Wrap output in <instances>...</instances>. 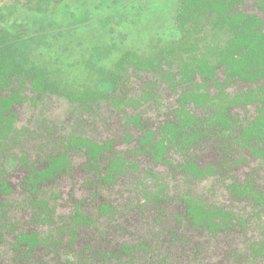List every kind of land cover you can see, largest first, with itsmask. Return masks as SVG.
<instances>
[{
  "label": "trees",
  "instance_id": "trees-1",
  "mask_svg": "<svg viewBox=\"0 0 264 264\" xmlns=\"http://www.w3.org/2000/svg\"><path fill=\"white\" fill-rule=\"evenodd\" d=\"M246 1L182 0L174 29L164 31L162 36L156 33L150 43L143 41L132 48L127 46L130 33H125L126 38L120 26L118 30L108 28L112 35L107 47L118 51L119 46L124 52L110 70L109 77H103L102 81L94 79L90 70L86 81L81 83L59 76L56 60L44 59L40 49L25 53L28 45L21 51L18 41L6 34L0 35V229L15 231V250L32 254L41 245L52 247L61 241V237L21 230L9 218L10 201L19 205L22 200L27 202L37 224L52 225L55 217L60 221L57 230L61 235H69L68 248H62V252L56 247L53 249L66 259L51 264H83V255L76 258L73 250L77 233L90 228L101 233L104 224L98 219L101 216L116 217L119 213L111 201L102 202L92 210L88 199L71 194L72 211L57 215L54 201L63 197L65 177L74 169L71 158L74 151H82L85 157V181L89 182L90 189L98 183L114 186L118 178L138 175L143 167L146 168L145 176L150 177L154 175V165L159 164L193 177L215 174L216 166L212 162L201 165L198 161L197 152L207 144L217 145L227 153L245 148L257 155L264 154V149L259 146L264 144L262 86L234 96L225 90L237 80L254 83L264 80V0H255L256 12L248 11ZM68 37L66 49L73 45L69 33ZM116 41L121 44H115ZM34 53L36 59L32 58ZM129 70L133 72L131 78L137 76V85L133 79L132 91L127 93L124 90ZM153 72L158 73L157 82L152 80ZM177 86H184L185 90L177 100L179 106L167 113L164 121H151L140 115L141 111L136 112L143 103L155 101L157 95L152 91L153 87L160 93L165 87L176 89ZM55 95L69 100L73 108L83 112L76 121L48 123L43 115H39L23 127L18 126L20 109L25 103L35 104ZM103 99L109 101V107L102 112L99 104ZM249 103L257 106L251 117H243L235 110V107L242 109ZM84 114H88V123ZM94 116L119 124L113 129H126L125 141L118 142L119 133L112 137L106 136L109 132L101 133L98 138L96 134L90 136L83 132V125L90 126ZM20 137L38 140L34 150L43 156L29 157L18 153L15 148L20 144ZM132 140H136L135 146H130ZM175 155H181L180 162L174 163ZM21 164L26 168L21 188L27 197L21 190H15L6 176ZM46 187L48 192L45 194ZM230 188L239 194H251L255 190L248 182L231 184ZM161 192L164 193L162 187L148 196L147 201L162 198ZM182 200L184 217L195 229L215 233L243 223L232 211L211 205L193 194H184ZM256 200L264 205L262 193ZM142 245L124 243L119 250L112 251L92 244L89 245L92 253L86 255L85 263L103 264L119 256L120 260L124 258L123 264H128L126 256L132 258L135 251L145 248ZM252 251L255 256H264V238L253 245Z\"/></svg>",
  "mask_w": 264,
  "mask_h": 264
},
{
  "label": "rangeland",
  "instance_id": "rangeland-1",
  "mask_svg": "<svg viewBox=\"0 0 264 264\" xmlns=\"http://www.w3.org/2000/svg\"><path fill=\"white\" fill-rule=\"evenodd\" d=\"M172 1L174 0H158L159 4H154V0H51L50 4L45 3L43 6L45 10L48 9L46 12L44 9L35 13L18 9V12L14 10L10 13L8 11L5 14L1 13L0 18L6 19L7 22L24 26L21 28L18 26L14 31L15 26H6L3 24L4 19H0V34L11 32L8 36L13 41H18V46L22 47L21 51L28 45L23 51L25 53L40 49L44 59L51 62L53 59L56 60L55 69L59 71V76L68 80L76 79L77 83H81L86 81L90 70L94 79L102 81L103 77H109L110 70L122 53L120 48L115 51L107 47L112 35L111 32L108 33V28L114 27L118 30L120 26L124 29L125 32H121L126 38L125 33H130L128 48L140 45L143 41L149 40L150 43L156 33L175 28L176 15L171 7ZM139 3L142 6H139L138 10ZM64 4L81 6L83 13L78 21H74V26H68L72 12L67 13L69 17L64 15L65 7L71 5L64 7ZM9 16L10 19L6 18ZM13 17H18V20L12 21ZM60 22L65 24L61 25ZM60 33L66 34L57 36ZM68 33L71 35L73 45L66 49L65 46L69 43ZM96 44H100L99 47L96 48ZM115 44L121 43L116 41ZM32 58H37L36 53ZM130 75H133L131 70L125 79L124 91L127 93L132 91L131 82L134 78ZM134 81L137 85V76ZM259 86H262L264 93V80L259 83L237 80L225 90L227 94L234 96ZM180 92L181 88L165 87L160 91L159 99L141 105V114L151 121L160 120L162 114L172 107L166 106V103L175 104L176 96ZM51 98L35 104L25 103L20 109L18 126L23 127L25 123L32 122L39 115H43L48 123H63L71 119L76 121V117L79 118L83 113L79 108H73L71 102L65 98H57L56 95ZM108 104L107 99L101 100L99 106L102 112L107 111ZM256 107L255 104H249L236 110L254 115ZM135 110L137 112V109ZM84 116L88 123V114ZM94 117L95 119L90 120V126H87V123L83 125V132L90 136L96 134L98 138L101 137V133L109 132L106 135L108 137L119 133L121 136L118 142L125 141L126 129H113L119 124L101 116ZM26 139L27 137H20V144L15 150L29 157H42L43 154L39 155L34 150L39 141ZM132 145H136V140H132L130 146ZM126 146L128 145L121 147ZM259 146L264 149V144ZM197 157L201 165L212 162L216 166L215 174L193 177L176 171L171 166L159 164L154 165L152 168L154 175L150 177L145 176L146 168L143 167L138 175L118 178L114 186L98 183L96 186L93 184L90 189L89 182L85 181L87 175L83 167L85 157L82 151H74L71 155L74 169L65 177L63 197H58L54 201L57 203V215L72 211L71 194L88 199L89 205L86 204V207L89 206L92 210L102 202L111 201L119 212L116 217L101 216L98 219L104 224L101 226V233L93 228L77 233L79 236L73 248L76 252L75 257L83 255L82 263L89 264L85 263L86 255L92 253L89 245L96 244L102 250L113 251L119 250L121 244L128 243L147 246L149 244L148 247L142 245L145 248L135 251L132 258L126 256L128 264H264V256H255L252 251L253 245L264 238V205L256 200L258 194L264 195V154L257 155L245 148L227 153L217 145L207 144L202 151L197 152ZM181 158V155H175L174 163L180 162ZM103 170L104 165L101 171ZM25 172L26 168L21 164L6 176L13 188L21 190L27 197L21 188ZM245 182L255 189L251 194H239L230 188L231 184ZM160 187L163 188L164 193H161L164 196L161 195L162 198L157 201L152 199L147 201V197L156 193ZM47 192L46 187L44 193ZM186 193L193 194L211 205L232 211L236 217L243 220V223H238L234 229L215 233L195 229L184 217L185 205L182 196ZM7 209L9 218L16 222L21 230L38 231L44 236L45 234L59 236L61 241L52 244V247L41 245L32 254H26L23 250L14 249V230L0 229V264H51L56 260L66 259L65 255L53 249L56 247L62 252V248H68L69 238L68 234L61 235L57 230L60 221L56 217L53 218L52 225L37 224L33 210L31 207L28 208L27 202L23 200L20 205L16 201H10ZM116 228H120L121 231H117ZM123 261L124 258L120 260L119 256H114L103 264H123Z\"/></svg>",
  "mask_w": 264,
  "mask_h": 264
},
{
  "label": "flooded vegetation",
  "instance_id": "flooded-vegetation-1",
  "mask_svg": "<svg viewBox=\"0 0 264 264\" xmlns=\"http://www.w3.org/2000/svg\"><path fill=\"white\" fill-rule=\"evenodd\" d=\"M53 1V0H52ZM50 2H51V0H0V14L1 13H3V14H5V12H14V10H15V12H18V9H21V10H23V11H25V12H27V11H29L30 13H35V12H38V11H41V10H43L44 9V12H46L47 10H45V7H43L44 6V4L45 3H48V4H50ZM181 3H182V0H174V1H172L171 2V7L173 8V10H174V15H177V12H178V9H179V7H180V5H181ZM254 3H255V0H247L246 1V8L248 9V11H250V12H256L257 11V6H253L254 5ZM47 4V5H48ZM154 4H159V2H158V0H154ZM69 6V5H71V4H64V7L65 6ZM139 6L141 7L142 6V4H137V9L139 10L140 8H139ZM48 7H49V5H48ZM47 7V8H48ZM65 9H66V12H65V17H67L68 16V12H72L70 15H72V17L71 18H69L68 19V21H69V24L70 25H68V26H74L75 24V22L76 21H78V19L80 18V15L83 13V11H82V13H81V6H76V4L75 5H71V7L69 6V7H65ZM254 9H255V11H254ZM17 10V11H16ZM69 17V16H68ZM6 18H8V19H10L11 18V16H9V17H6ZM0 19H4V18H0ZM16 20H18V17H13L12 18V21H16ZM122 20V19H121ZM73 23H72V22ZM75 21V22H74ZM175 21H176V18H175ZM116 22V21H115ZM117 24H119L118 22H116ZM3 24H5L6 26H15L14 27V31L16 30V28L19 26V28H21V26H24V25H20V24H13V22L12 23H9V22H7L6 21V19H4L3 20ZM60 24L62 25V24H65V23H61L60 22ZM67 25V24H66ZM90 26H92V25H90ZM176 26H177V21H176ZM176 26H174V27H176ZM116 27V26H115ZM169 30L171 29V28H168ZM167 31V30H166ZM8 33H11V32H8ZM8 33H4V34H6L7 36H8ZM163 33V32H162ZM162 33H158L159 34V36H162ZM0 35H2V34H0ZM164 42V41H163ZM162 42V43H163ZM119 48V46H117V49ZM120 51L123 53L124 51L120 48ZM121 53V54H122ZM120 58H121V55H120ZM119 58V59H120ZM155 71V70H154ZM152 75H153V77H152V80L153 81H155V82H157V76H158V73L157 72H153L152 73ZM178 88H180V87H176V89H178ZM184 90H185V88H184V86H182V88H181V92L176 96V105L175 104H171V103H166V106H172V107H170V109H168V110H166V112L165 113H163L162 115V118L159 120V122L160 121H164L165 119H166V117H167V113H169L170 114V112L171 111H173L175 108H177L179 105H178V103H177V100H178V98H179V96L184 92ZM254 89H251L250 91L252 92ZM152 91H155V93H156V95H157V98L159 99V91H158V88L157 87H153L152 88ZM238 95V94H237ZM157 98H155V100L157 99ZM249 104H252V103H249ZM249 104H247V106L249 105ZM175 105V106H174ZM246 106V107H247ZM237 108L235 107V110H236ZM241 109V108H240ZM137 112H140V109H137ZM245 111H242V110H240V114L244 117V116H246V117H251L252 115H250V114H247V113H244ZM140 115H141V113H140Z\"/></svg>",
  "mask_w": 264,
  "mask_h": 264
}]
</instances>
